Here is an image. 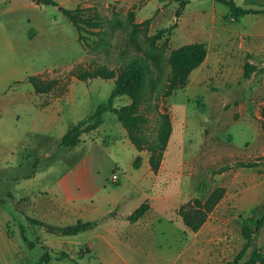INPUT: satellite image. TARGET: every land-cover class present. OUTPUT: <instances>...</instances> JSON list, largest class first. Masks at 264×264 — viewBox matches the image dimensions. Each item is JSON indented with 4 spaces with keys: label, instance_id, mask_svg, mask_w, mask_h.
<instances>
[{
    "label": "rangeland",
    "instance_id": "374dc122",
    "mask_svg": "<svg viewBox=\"0 0 264 264\" xmlns=\"http://www.w3.org/2000/svg\"><path fill=\"white\" fill-rule=\"evenodd\" d=\"M20 1L24 4L18 7L10 0L0 1V264H124L119 257L122 252L94 235L112 228L118 236L131 237L135 227L123 215L145 202L149 210L142 219L143 229L136 228L145 241L131 243V264L232 261L246 242L242 234L245 220L264 214V36L249 33L260 17L242 16L235 21L226 5L189 0L177 27L153 40L176 22L179 0L96 3L80 6L87 20L84 44L63 13L66 8ZM246 1L235 0L243 7H258ZM213 6L215 32L193 34L189 24L195 14L203 20ZM49 27L53 30L45 36L50 39H35L40 31L42 38ZM202 40L208 50L203 68L190 74L184 89L166 97L171 72L166 58L172 50ZM134 56L145 59L150 69L140 108L147 120L142 125L145 137L156 138L161 114L168 113L173 123L163 167L157 174H147L146 167H140V174L153 184L152 198L162 197V190L167 196L156 200L153 209L133 183L139 174L133 167L137 155L126 145L115 114L105 113L100 128L93 135H82L78 146L62 145L71 126L88 118L99 105H107L115 85V78L95 76L81 81L78 74L104 69L117 75ZM247 61L257 67L249 78L244 76ZM34 74L44 82L57 79L53 96L69 89L50 119L32 104L39 99L27 81ZM115 101L118 107L131 103L127 96ZM143 152L150 157L148 151ZM240 162L258 165L243 167ZM34 171L44 179L33 183L30 175ZM114 175L119 178L116 183ZM76 179L80 183L73 192L79 195L78 201L92 196L86 202L92 220L62 213L46 216L40 206H47L48 199L32 194L33 187ZM216 188L225 190L223 198L197 232L188 230L177 214L178 205L195 198L205 203ZM29 218L57 226L78 221L96 224L76 236H62ZM63 239L74 244L64 245L60 243ZM254 243L264 254V226L254 235ZM252 251L248 249L239 264H249ZM62 252L69 257H61ZM45 253L49 261L41 262Z\"/></svg>",
    "mask_w": 264,
    "mask_h": 264
},
{
    "label": "trees",
    "instance_id": "16d2710c",
    "mask_svg": "<svg viewBox=\"0 0 264 264\" xmlns=\"http://www.w3.org/2000/svg\"><path fill=\"white\" fill-rule=\"evenodd\" d=\"M38 1V0H32ZM42 4L58 6L59 4L54 0H39ZM180 5L176 11V22L169 28L160 30L153 40H160L164 33H171L178 25V18L184 10L189 0H179ZM217 3L226 5L230 9V15L238 21L240 17L246 15H257L264 13V0H248L251 4L258 5L257 8H246L238 5L235 0H215ZM82 8L78 6L75 9H63V13L70 19L78 32V39L80 42L86 44L85 36L82 34L84 24L87 20L80 14ZM148 21V20H147ZM96 25V24H93ZM139 25L135 26L137 29ZM208 54L207 45L204 42H194L182 45L174 50L166 58V62L171 67L170 76L166 86L165 96H171L175 91L184 89L189 81L190 74L198 69L206 60ZM257 67L249 61L246 62L244 68V76L249 78ZM150 69L147 61L140 56H134L127 60L124 67L120 72L115 75L113 71L108 70H85L78 74V79L81 81L90 79L95 76L103 78H115V85L111 91L107 105H99L95 112L88 118L73 125L69 128L62 138V145L66 147H75L81 142L83 134L95 130L102 122L103 115L106 112L114 113L123 128L127 131L128 137L132 144L138 151H148L150 154L149 165L152 171L157 174L162 166L164 159V152L169 143L173 131V123L168 113H163L160 116V124L157 130V135L154 140H149L143 133L142 125L146 123V118L140 114V108L143 104L144 94L148 86ZM28 81L32 84L38 94L47 93L58 85L57 79H52L49 82H44L37 76H29ZM127 96L131 103L122 107H115L114 102L117 98ZM94 121V122H93ZM142 164V157L137 156L133 162V167L139 169ZM238 165L243 167H254L258 163L254 162H240ZM223 169H227L226 167ZM119 184H117L118 186ZM225 190L216 188L213 190L204 203L201 199L195 198L180 206L177 214L182 218L185 227L188 230L197 232L207 221L210 212L223 198ZM149 210L148 202L143 203L133 213L128 216V220L132 223L137 222ZM32 223L44 227L48 232L59 234L62 236H76L90 228H92L95 221H78L72 225L57 226L49 224L43 220L29 218ZM252 226H255L253 229ZM264 226V214L261 218H249L245 220L242 234L246 240L242 250L235 256L232 261L226 264H239L242 257L246 254L247 250L253 248L249 264H264V254L256 248L254 243V235L257 234ZM24 240L27 238L24 236ZM82 252V251H81ZM61 257L68 258L69 255L65 252L61 253ZM49 254L45 253L41 262L49 261ZM79 264L78 262H76Z\"/></svg>",
    "mask_w": 264,
    "mask_h": 264
},
{
    "label": "crops",
    "instance_id": "0c3cea01",
    "mask_svg": "<svg viewBox=\"0 0 264 264\" xmlns=\"http://www.w3.org/2000/svg\"><path fill=\"white\" fill-rule=\"evenodd\" d=\"M0 1L3 2V0H0ZM5 1L6 0H4V2ZM54 1H56L59 4V6L64 7L66 9H75L78 6L91 5V4H96V3H99L101 5H105V4L107 5L111 2L121 1V0H54ZM37 2L40 3L44 7L47 6L45 4H42L39 0ZM246 2L248 3V1H246ZM10 3H15V5L17 7L22 6L24 4V2H22L20 0H10ZM246 8H250V7H246ZM251 8H253V7H251ZM212 9L213 10L209 12V16L203 20L201 19L199 13L195 14L194 20L192 21L191 24H189V26L191 25V27H192L193 34H195V35L204 34V32H206L207 30H210L211 34H212V32H215L214 30L216 28L217 18L214 14V10L216 9V6L215 7L213 6ZM257 15L260 18L258 20H256L255 24L252 25V29L249 31V33L250 34H261L262 36H264V13L257 14ZM246 16H256V15H246ZM52 30H53L52 27H49V29H47V28L44 29L43 32L45 31V33L42 34L43 35L42 38H41L42 31L38 32L35 39L36 40L50 39V36H45V34L47 31L51 34ZM194 42H204V41L202 40V41H194ZM194 42H191V43H194ZM187 44H189V43H187ZM205 62L198 68V70H201V68H203V65L205 64ZM42 73H44V72H39L36 74H42ZM36 74H34V76ZM28 83L32 86V84L29 81H28ZM32 88H33V94H35L36 96L39 97V99L34 100L32 104L33 105L35 104V106H37L40 115L43 113H48V115H49L48 119L51 118V112H52V116L53 117L55 116V114H54L55 111L53 109L56 108L57 104L61 100H63L64 97L69 93V89H68V92L64 93V95H61V96H53L52 95L53 91H51L49 93L38 94L35 91L33 86H32ZM115 102H114V106H115ZM129 104H130V102H129ZM129 104H126V105H129ZM115 107H118V106H115ZM57 111H59V109H57ZM106 113H108V112H106ZM104 120H103V122H104ZM103 122L95 130H92V131L85 133V134H92L93 135L95 133V131H97L100 128V126L103 124ZM122 134L126 139V143H127L126 145H128V147H130L131 150L133 149L137 156L139 155L142 157V167L143 166L146 167L145 168L146 172L148 170L147 174L152 173L153 171L149 165L148 153L144 154L143 151H141V152L138 151L136 149V147L131 142H128L129 140H128L127 132L124 128L122 130ZM108 149L110 150V148H108ZM103 150L106 151L107 147L104 148ZM113 150L116 151L115 148H113ZM165 159H166V157H165ZM165 159L163 161L161 168L165 164ZM115 163L116 162L113 161V164H115ZM141 168L134 171V173H139V174L137 175L136 178L133 179V183H134L136 189L146 196L147 201L150 200V202H151L150 209H153L155 206L156 200L165 199V198H167V196L164 195L165 190H162L161 191V193L163 194L162 197L160 196V197H156L154 199L152 198L149 191L152 189L153 184H152V182H150L149 178L144 176V173L140 174ZM40 175L41 174L39 172L34 171L32 173V175H30V179L33 181V183L37 180L44 179ZM79 183H80L79 180L76 179L72 183L71 182H57L56 184H53V185H47V184L36 185L33 187L35 193L34 192H31V193L35 194V195L36 194L37 195H44L47 197L48 200L46 201V204H45L47 206H45V207L40 206V209L43 210V212L46 216H52V215L56 216V215H58V213H62V214H73L78 218V220L79 219H81V220H92L93 217L90 214H87L88 204L86 203L88 200V197L90 199V198H92V196L87 195V197L85 199H81V201H78V199L80 198L79 195H76L73 192V187ZM181 204L182 203H180L178 205L176 210H178L180 208L179 206ZM129 215H123V217L128 218ZM144 217H142L140 220H138L135 223L131 222L133 227H135V228L133 230V235L129 238L123 237V236H118L116 229H112V228L103 229L101 231H98L94 235V237L101 238L102 241H104L106 244H108V246L111 245V246L117 248L120 252H122L124 254L123 256H125V257H123L121 255L119 256L122 259V261L124 262V264H131L130 261L133 260V257L130 253V250L132 248L131 243L134 241H139L141 244H144V241H145V237L142 236V234L137 235V230H136V228L137 229H143V222H142L143 220L142 219ZM128 233H130V231ZM60 243H63V244L67 243L64 245L74 244L72 240H68V239H63L60 241Z\"/></svg>",
    "mask_w": 264,
    "mask_h": 264
},
{
    "label": "built area",
    "instance_id": "2783aa9c",
    "mask_svg": "<svg viewBox=\"0 0 264 264\" xmlns=\"http://www.w3.org/2000/svg\"><path fill=\"white\" fill-rule=\"evenodd\" d=\"M113 179H114V182H118L119 180V178L116 175L113 176Z\"/></svg>",
    "mask_w": 264,
    "mask_h": 264
}]
</instances>
